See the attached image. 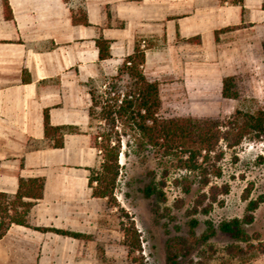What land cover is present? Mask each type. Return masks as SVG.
I'll return each mask as SVG.
<instances>
[{
  "label": "crops",
  "instance_id": "obj_1",
  "mask_svg": "<svg viewBox=\"0 0 264 264\" xmlns=\"http://www.w3.org/2000/svg\"><path fill=\"white\" fill-rule=\"evenodd\" d=\"M98 39L109 43L104 60ZM263 42L264 0H0V192L15 195L20 178L44 180L43 197L28 200V225L0 239V264L77 260L104 200L88 184L99 162L89 87L115 77L136 47L162 105L211 117L219 107L205 112L236 101L223 97L224 78L264 74ZM46 111L53 127L74 128L61 148L45 139Z\"/></svg>",
  "mask_w": 264,
  "mask_h": 264
},
{
  "label": "trees",
  "instance_id": "obj_2",
  "mask_svg": "<svg viewBox=\"0 0 264 264\" xmlns=\"http://www.w3.org/2000/svg\"><path fill=\"white\" fill-rule=\"evenodd\" d=\"M74 21L80 20L76 14ZM101 59L109 56V43L103 39L97 40ZM264 53V42L262 43ZM145 62V53L136 47L134 55L128 57L118 70L115 77L107 80L101 86H90L92 104L89 109L91 132V146L97 151L99 162L89 169L88 184L94 198L104 199L108 207L117 206L115 190L120 176V155L123 146L142 152L147 148L161 151L165 156L177 159L181 169L190 173L200 172L203 176V186L210 184L209 176L220 177L222 174L220 162L225 156L226 149L240 146L244 140L251 138L264 146V108L256 111H244L237 108L228 117H174L161 116L162 101L159 84L151 82L145 76L142 66ZM236 76L223 79L222 95L225 99L240 100ZM45 139L51 142L54 148L63 147V135L74 130L73 127H53L50 124L49 114L44 115ZM211 187V190H217ZM44 180L42 178H20L19 188L15 195L0 192V239H2L13 224L27 226V215L33 202L43 197ZM190 193L188 185L184 189ZM228 193V189L224 194ZM249 193V191L247 192ZM146 198L157 195L152 186L144 189ZM159 195H163L162 192ZM249 195V194H248ZM247 195V206L242 218H233L223 221L218 231L237 241V245L227 248L230 256L245 261L264 254V241L259 235L250 236L246 227L254 223L255 212L264 203V196L250 199ZM207 194H202V201ZM213 200H216L215 198ZM215 201H213L214 203ZM211 205L203 209L208 214ZM199 212V206L194 207L192 213ZM198 220L191 222L193 228ZM52 232L73 238H82L83 235L70 231L50 229ZM211 233L204 236L205 240L214 236L217 230L211 227ZM126 248L129 257L141 252L140 234L132 220L126 225ZM243 244V245H242ZM101 261L105 260L103 255ZM129 264H144L136 257ZM169 261L175 263L176 258Z\"/></svg>",
  "mask_w": 264,
  "mask_h": 264
},
{
  "label": "rangeland",
  "instance_id": "obj_3",
  "mask_svg": "<svg viewBox=\"0 0 264 264\" xmlns=\"http://www.w3.org/2000/svg\"><path fill=\"white\" fill-rule=\"evenodd\" d=\"M260 76L257 69L237 74L240 100L214 105L216 111L205 113L218 114L219 107V117L224 118L237 108L244 111L264 108V95L257 98V87L264 88V74ZM194 106L201 108V105ZM183 107L164 103L161 116L174 118L196 114L181 109ZM223 148L225 156L219 164L221 176H209L210 184L203 186L201 173L181 169L174 157L153 148L136 152L123 146L127 156L120 155L121 171L115 190L117 206L108 207L103 200L95 230L86 234L88 238L84 246L78 248L77 260L69 264H129L135 257L144 264H172L169 253L172 259L176 258L174 264H264V254L247 261L230 256L227 248L238 243L218 231L223 221L244 216L248 194L249 200L264 196V147L248 138L234 149ZM188 185L191 191L187 194L184 189ZM147 186L154 187L157 195L146 198L144 189ZM211 187L218 189L211 190ZM226 189L228 193L224 194ZM204 193L207 197L202 201ZM197 205L199 212L193 214ZM209 205L210 212L203 213ZM194 219L199 222L195 228L191 225ZM130 220L140 234L142 247V251L132 257L125 246V228ZM211 227L217 233L205 240ZM246 231L252 237L259 235L264 241V203Z\"/></svg>",
  "mask_w": 264,
  "mask_h": 264
},
{
  "label": "built area",
  "instance_id": "obj_4",
  "mask_svg": "<svg viewBox=\"0 0 264 264\" xmlns=\"http://www.w3.org/2000/svg\"><path fill=\"white\" fill-rule=\"evenodd\" d=\"M262 146H263V144L262 143H260ZM264 147V146H263Z\"/></svg>",
  "mask_w": 264,
  "mask_h": 264
}]
</instances>
